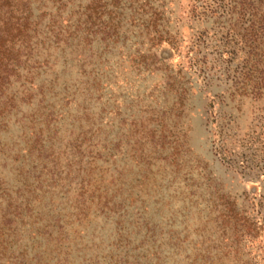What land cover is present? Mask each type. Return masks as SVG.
<instances>
[{"label": "rangeland", "instance_id": "rangeland-1", "mask_svg": "<svg viewBox=\"0 0 264 264\" xmlns=\"http://www.w3.org/2000/svg\"><path fill=\"white\" fill-rule=\"evenodd\" d=\"M91 1L31 0L0 98V264H264L252 82L105 36Z\"/></svg>", "mask_w": 264, "mask_h": 264}, {"label": "trees", "instance_id": "trees-1", "mask_svg": "<svg viewBox=\"0 0 264 264\" xmlns=\"http://www.w3.org/2000/svg\"><path fill=\"white\" fill-rule=\"evenodd\" d=\"M90 4L93 17L88 26L107 37L128 32L147 36L157 52L152 56L160 61L177 57L180 69L195 67L202 72L210 63L222 64L239 96L249 94L245 80L252 82L251 94L259 97L256 146L264 174V0H92ZM30 11L31 0H0V98L19 56L16 44L31 23ZM1 105L0 100V114ZM263 228L264 217H259V232Z\"/></svg>", "mask_w": 264, "mask_h": 264}]
</instances>
